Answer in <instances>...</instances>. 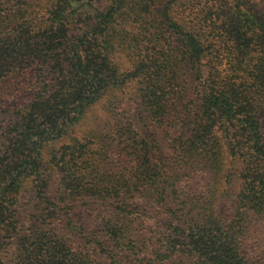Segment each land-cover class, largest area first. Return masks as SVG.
I'll return each mask as SVG.
<instances>
[{"label":"trees","instance_id":"1","mask_svg":"<svg viewBox=\"0 0 264 264\" xmlns=\"http://www.w3.org/2000/svg\"><path fill=\"white\" fill-rule=\"evenodd\" d=\"M219 1L241 54L233 73L208 77L189 98V77L204 75L208 47L202 30L167 17L172 32L167 31L178 35L179 44L164 45L172 37L160 30L133 76L141 84L147 117L181 123L184 139H173L178 168L158 167L148 151L136 161L140 173L124 177L115 197L114 184L76 191L68 182L58 197L40 191L38 221L26 229L18 219L24 186L31 177L39 181L46 175L45 146L60 140L118 82L110 48L127 0H111L106 7L97 0H50L45 15L36 19L41 23L35 34L33 18L23 19L21 11L3 14L0 8V19L7 25L16 21L17 28L0 44V78L15 72L32 76L35 93L30 106L0 124V264H264V9L251 0ZM82 16L88 18L86 29L73 32V21ZM224 154L241 168L224 173ZM56 158L55 152L52 162ZM60 168L69 172L66 165ZM195 173L213 174L219 183L208 190L207 202L185 198L175 209L169 199L163 203L166 219L160 212L148 214V203L162 202L165 194L170 198L185 179L197 178ZM236 185L239 194L232 200ZM95 191L107 194L94 197ZM81 196L100 212L93 231L75 223V198Z\"/></svg>","mask_w":264,"mask_h":264},{"label":"rangeland","instance_id":"2","mask_svg":"<svg viewBox=\"0 0 264 264\" xmlns=\"http://www.w3.org/2000/svg\"><path fill=\"white\" fill-rule=\"evenodd\" d=\"M97 1L102 7L108 6L111 2V0ZM48 2L50 3V0H2L0 8L3 14L14 15L17 11H21L23 19L33 18V24L30 25L35 34V29L37 30L41 23L40 21L37 23L36 19L45 15ZM251 3L254 7L264 9V0H251ZM167 17H171L183 28L188 26L196 31L202 30L204 44L208 47L207 56L203 61L204 75L200 78L197 75L189 77L191 86L189 98H195L197 88L201 87L200 85L207 81L208 77L221 78L235 71L238 56L241 54L234 42L232 25L226 20L221 8V1L127 0L124 12L116 23V30L111 39L113 46L110 48V63L117 74L118 82L109 86L97 101L88 106L60 140L45 146L44 158L46 166L49 167L46 175L39 181L31 177L25 182L18 216L23 229L38 221L37 214L40 210L37 208V203L40 202V191L50 197H58L57 190L68 182L73 184L76 191L81 190L82 186L92 189L91 185L94 183L99 188L114 184L116 185L114 189H109L111 196L115 197L119 183L124 177L140 173V168L136 169V161L148 151L152 162L158 164V167H165L168 164L174 169L178 168L176 161L179 153L175 151L176 141L173 139H184L181 123L176 121L155 123L147 117L146 107L142 105L139 93L141 84L133 77L141 56L147 53L151 45V39L153 41L162 34L160 30L166 32L164 35L167 37H172L169 41H163L164 45L167 46L168 42H172L173 46L179 44L176 40L178 35H170L172 31ZM81 19L84 20L73 21V32L86 29L85 23H88V18L82 16ZM15 23L16 21H12L7 25L6 21L0 19V44L9 41L17 33ZM24 26L26 28L28 25ZM174 50L178 49L174 48ZM31 81L32 76H22L17 72L9 77L0 78V124L9 120L14 111L24 109L33 103L35 93L30 87ZM217 134L222 135L220 131ZM63 149H67L66 161H68L64 165L61 158ZM55 152L56 162H52ZM57 161L59 165L54 164ZM65 165L69 172H64L60 168ZM204 165L207 163L205 162ZM222 166L225 173L227 169L231 170L233 167L241 168V163L232 161L231 157L224 154ZM195 174L197 178L190 182L185 179L179 184V188L176 187L177 191L170 192V198L165 194L166 199H162V202L156 200L153 204L148 203L146 209L148 214L157 216L160 212L164 220L166 206L164 207L163 203L166 205L169 199L177 204L174 206L175 209L180 207L179 204L185 198L204 202L209 199L212 193L208 190L213 191L212 185L218 187L219 183L215 184L213 174L210 176ZM131 179H134V176ZM236 187L237 190L230 196L232 200H236L239 194L240 187L238 185ZM95 193L94 197L107 194L106 191H102L101 194L96 191ZM142 198L145 196L140 197L139 201H144ZM75 199L79 200L75 202L76 225L90 231L95 230L94 221L100 218V212L97 213L86 204L82 196ZM12 242L14 243V240ZM8 247L12 248L11 245Z\"/></svg>","mask_w":264,"mask_h":264}]
</instances>
